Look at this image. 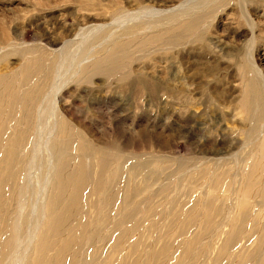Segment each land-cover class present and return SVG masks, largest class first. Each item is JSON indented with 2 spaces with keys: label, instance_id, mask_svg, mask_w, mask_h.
<instances>
[{
  "label": "rangeland",
  "instance_id": "374dc122",
  "mask_svg": "<svg viewBox=\"0 0 264 264\" xmlns=\"http://www.w3.org/2000/svg\"><path fill=\"white\" fill-rule=\"evenodd\" d=\"M125 42V55L115 53L112 46ZM114 53L122 65L105 75ZM14 76L13 95L33 99V163L18 222L9 215L0 227V245L7 243L0 264H34L57 164L47 142L60 130L69 141L64 172L80 161L95 176L106 165L107 188L86 197L116 198L100 216L83 209L108 225L92 237L75 227L65 263L264 264L259 173L245 179L254 161L264 164V0H0V80ZM215 179L220 191L212 190ZM249 182L244 203L256 223L241 224L219 249ZM210 193L222 217L205 228ZM177 199L183 205L172 212ZM14 223L21 230L13 235ZM125 230L114 255L110 242Z\"/></svg>",
  "mask_w": 264,
  "mask_h": 264
},
{
  "label": "bare ground",
  "instance_id": "6f19581e",
  "mask_svg": "<svg viewBox=\"0 0 264 264\" xmlns=\"http://www.w3.org/2000/svg\"><path fill=\"white\" fill-rule=\"evenodd\" d=\"M155 40L157 42H161L163 39L157 37L156 39H154V41ZM149 43L152 42H142L139 46L144 47ZM126 44L127 42L115 43L112 47L115 53L121 52L125 55ZM163 45H165V43H163ZM115 53L110 54V56H108L106 59L111 64L109 69H105V75L115 74V68H120L122 65L123 57L117 58ZM100 64L101 63L99 61L98 63H96V66L100 67ZM30 69V67H27L19 74L22 77V82H25L27 80ZM17 86L18 80L15 76L0 80V227H5L6 219H8L9 215L11 217H13V215L14 217L17 215L16 222H18L20 212V210L18 211V209L21 206H25V197L28 195L29 191L26 190L28 188V184H26L24 180L28 179V177L31 176L29 174V166L30 164L32 166L33 163V148L31 144L33 137L34 116L33 99L27 96H24L23 98L21 96H19V98L15 97L13 95V92ZM8 90H10V92H7ZM250 93L251 91H249V94ZM63 135V131L60 130L57 137H54L51 139V141L49 140L47 142L49 152L52 154L53 152L55 153L54 156L57 160V164L51 176L52 180H50L51 182L49 185L47 184V189L45 192V208L47 212L45 215L44 223L42 226H40L41 229L38 232V243L34 247V264H71V261L69 259H67V263H65L64 257L66 251L69 250L72 246H70V244L72 242L74 228H80L77 232V235H79L80 237L82 235L92 237L94 236L97 229L96 226L108 225L107 223H105V221L102 220L103 216L95 221L94 218H90L88 210L86 212L84 211L85 213H83V209L97 208V212L100 216L101 213L104 212V204H114L116 199L114 195L108 197L107 199L98 197L97 201L92 204L87 198L88 195H98L101 191H103V189L107 188V183L104 178V173L107 170L106 169L104 171L106 165L104 166L101 164L102 167L100 166L101 168H99V172H97L98 175L96 174L95 176L92 175V171L89 172L88 170H86L85 167L81 165L80 161L77 162L78 168L74 173L70 174L64 172L62 166H60L59 164V161H64L68 158L66 151L69 147V141L63 139ZM259 154L258 156H260ZM260 161L261 160H258L257 162L254 161L252 163V165L245 173V179L250 180L256 172L259 173L260 179H258L259 183H257V186H259V188L256 194L261 198H264V164H262V162ZM123 167L125 168V166H122V168ZM116 170L117 169H112L110 174L116 173ZM74 177L75 179L73 180ZM88 180L91 181L90 184L87 183ZM245 184L246 190L242 191L243 199L240 200V202L237 200L238 203L236 206V214L233 216H229L231 218L229 226L231 228H234V230H232L230 234H228L229 236L227 241L225 240L223 245L221 243V247H219V249L225 248L226 245L231 242L230 239H233V237L236 235V228H239L241 224L247 223L248 221L250 222V224L256 223L255 219L252 218V215L248 213L249 207L244 203V199L252 194V187L255 184H253V182ZM211 187L212 190L219 189L220 191L223 185L220 186L218 179H215V181L211 182ZM123 189L124 191L122 190L123 193L120 197V207L123 209L124 214L119 221L125 223V221L127 222V220L130 218V215L126 211V207L127 205H129V203H127L129 200L127 198L128 189L126 187ZM215 196L216 195L210 193L207 196V201L203 206V221L205 223L203 226L205 228H209L212 227L213 224H217V222L220 221L222 217V214L220 215L219 211L220 208L217 209L214 206L217 205V198ZM111 201L112 203H110ZM150 202L153 201L151 200ZM181 202V199H177V201L173 202L172 212L183 205L181 204ZM78 204H81L82 206L80 211H78ZM226 214L228 216L227 212ZM175 219L176 217L172 214L168 217L167 220L171 222ZM184 220V223H187V221H191V219ZM12 225V231L14 235V232H18L20 227L19 225H17V223H14ZM65 227L67 228L65 229ZM125 232L126 234H124L123 237L122 232L120 233L118 241L115 240L114 237L110 242L111 249L112 246L114 249H112L114 255L117 250L121 249L119 242L126 240L125 237L128 235L129 230H125ZM220 232L223 231L220 230ZM3 233H5V231L0 230V239L1 234ZM97 238L99 239L100 237ZM106 238L107 237H105V239ZM257 242L258 244L264 242V233L262 236H259ZM6 244L7 243L5 242L4 244L0 245V259L3 258L2 252H4ZM73 245H75V243H73ZM83 245L84 244L81 243L80 247L78 245L77 248L79 247V250L81 251V249L84 247ZM95 254L96 252L94 253V255ZM113 258L114 257H111L109 261H112ZM128 258L129 257H124L121 260L127 262Z\"/></svg>",
  "mask_w": 264,
  "mask_h": 264
}]
</instances>
